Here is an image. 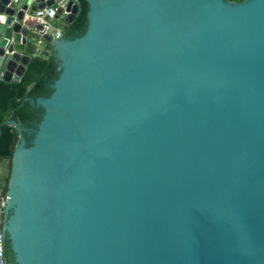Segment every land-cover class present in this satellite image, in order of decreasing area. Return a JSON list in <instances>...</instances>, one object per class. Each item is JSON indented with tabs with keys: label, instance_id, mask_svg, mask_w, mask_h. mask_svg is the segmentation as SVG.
<instances>
[{
	"label": "water",
	"instance_id": "water-1",
	"mask_svg": "<svg viewBox=\"0 0 264 264\" xmlns=\"http://www.w3.org/2000/svg\"><path fill=\"white\" fill-rule=\"evenodd\" d=\"M60 1L0 0V80L31 40L61 65L32 139L6 121V264H264V0H87L54 39Z\"/></svg>",
	"mask_w": 264,
	"mask_h": 264
},
{
	"label": "trees",
	"instance_id": "trees-1",
	"mask_svg": "<svg viewBox=\"0 0 264 264\" xmlns=\"http://www.w3.org/2000/svg\"><path fill=\"white\" fill-rule=\"evenodd\" d=\"M72 1L77 3L78 12L71 23L64 21L60 30L65 37L75 39L86 32L89 4L87 0ZM227 1L241 3L244 0ZM26 54L31 60L22 79L10 83L0 80V167L5 161L10 162L9 176L0 188V195L4 198L7 197L12 158L19 140L16 129L6 124V121H17L26 129L37 127L43 110L32 106L27 99L49 97L53 92L51 85L58 78L61 69L60 62L49 44L40 50L37 40H31L26 47ZM8 254L6 248V256Z\"/></svg>",
	"mask_w": 264,
	"mask_h": 264
},
{
	"label": "built area",
	"instance_id": "built-area-1",
	"mask_svg": "<svg viewBox=\"0 0 264 264\" xmlns=\"http://www.w3.org/2000/svg\"><path fill=\"white\" fill-rule=\"evenodd\" d=\"M12 2L16 4H21L22 0H12ZM74 4H77V3L74 2ZM62 7H63L62 1H60L52 7H47L42 10H37L33 18L39 23H41L42 25H44L46 27V31L49 33V31L52 28L51 20L57 19L60 8ZM63 9H64V15L66 16L65 22L71 23L73 20L71 21L70 18L73 12L71 11L67 13L66 6ZM63 37H64L63 32L60 29H56L55 33L53 34V38L61 39ZM6 204H7V197L4 198L3 196L0 195V264H6L5 243H4L3 232H2L3 216L5 213Z\"/></svg>",
	"mask_w": 264,
	"mask_h": 264
},
{
	"label": "rangeland",
	"instance_id": "rangeland-1",
	"mask_svg": "<svg viewBox=\"0 0 264 264\" xmlns=\"http://www.w3.org/2000/svg\"><path fill=\"white\" fill-rule=\"evenodd\" d=\"M51 24H52V28L49 32L50 34L53 35L55 33V30L60 28L64 24V20L63 18L54 19V20H51ZM9 165H10V162L5 161L0 167V188L5 183V180L7 179V177L9 176Z\"/></svg>",
	"mask_w": 264,
	"mask_h": 264
},
{
	"label": "crops",
	"instance_id": "crops-1",
	"mask_svg": "<svg viewBox=\"0 0 264 264\" xmlns=\"http://www.w3.org/2000/svg\"><path fill=\"white\" fill-rule=\"evenodd\" d=\"M27 1L28 0H22L21 4H24ZM60 18H63V20L65 21L66 16L64 15V16H62ZM58 29H60V28H58ZM39 48H40V50H43L44 48H46V45L41 44Z\"/></svg>",
	"mask_w": 264,
	"mask_h": 264
},
{
	"label": "flooded vegetation",
	"instance_id": "flooded-vegetation-1",
	"mask_svg": "<svg viewBox=\"0 0 264 264\" xmlns=\"http://www.w3.org/2000/svg\"><path fill=\"white\" fill-rule=\"evenodd\" d=\"M36 129V127H31L28 129V135H29V139L31 140L32 139V136H33V131Z\"/></svg>",
	"mask_w": 264,
	"mask_h": 264
},
{
	"label": "clouds",
	"instance_id": "clouds-1",
	"mask_svg": "<svg viewBox=\"0 0 264 264\" xmlns=\"http://www.w3.org/2000/svg\"><path fill=\"white\" fill-rule=\"evenodd\" d=\"M25 19H27V15L25 16ZM6 21V16L4 14H0V23H4Z\"/></svg>",
	"mask_w": 264,
	"mask_h": 264
}]
</instances>
